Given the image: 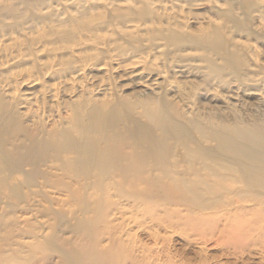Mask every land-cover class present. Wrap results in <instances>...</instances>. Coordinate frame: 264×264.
<instances>
[{"label": "rangeland", "instance_id": "374dc122", "mask_svg": "<svg viewBox=\"0 0 264 264\" xmlns=\"http://www.w3.org/2000/svg\"><path fill=\"white\" fill-rule=\"evenodd\" d=\"M94 112L169 147L125 180L113 176L107 195L82 180V198L69 200L43 175L69 163L88 178L67 141L85 139ZM0 117V237L28 244L19 232L35 231L29 264L103 263L95 252L110 237L118 259L128 245L154 264H264L258 235L238 250L224 243L264 212V186L224 148L264 159V0H0ZM162 117L188 142L163 137ZM148 194L159 221L133 205ZM83 227L94 248L74 247Z\"/></svg>", "mask_w": 264, "mask_h": 264}, {"label": "bare ground", "instance_id": "6f19581e", "mask_svg": "<svg viewBox=\"0 0 264 264\" xmlns=\"http://www.w3.org/2000/svg\"><path fill=\"white\" fill-rule=\"evenodd\" d=\"M118 119L119 117L117 114L103 115L99 112H94L89 121V125L86 128L85 139L82 142L78 141V143H72L70 140L67 141L68 145H72V148L69 151H73L77 155H80L82 160L85 162L84 165H89V168L87 169L88 174H86V177L89 179L76 175V171L79 170L78 167L72 170L73 166L71 164L69 165V163H64L60 168L58 166H49L51 170H47L43 175V183L54 189H65L69 200L76 199V201H79L84 194L83 191L85 190L84 185L80 184L84 182L82 180H90L91 184L87 183L89 187L93 185L99 188L104 195H107V187L109 184H113L109 182L113 176H117L120 179L125 180L129 173L138 171L142 162L147 158L151 157L156 161H160L162 159L169 147L166 146L167 144L165 143L164 138H161V136L157 137L153 131L144 130L142 127H138L136 129L128 128L124 132L118 126ZM160 123L163 131V137L166 135H173L179 142H188L189 136L185 130L176 126L164 117L160 118ZM61 136L65 139L66 134L63 133ZM34 142L35 140L33 141V144ZM36 143L40 144L37 140ZM124 146L132 147L134 150L131 153L123 152L122 148ZM224 148H226L228 152L241 157L239 161H236L239 165V169L243 173V176L247 177L246 180L249 184L264 186V159H262L261 154L247 155L243 152L240 146L234 142H227ZM63 151L64 153L68 151L67 146L64 148V144H62L61 149H59V156H55L58 159H55L54 161L59 160ZM1 153L2 152H0V155H4V153ZM42 161H45L46 164L49 163L46 158L42 159ZM59 169L62 170L61 175L57 173ZM74 177H77L78 179L76 180ZM65 180H69L70 182ZM75 184L79 186H75ZM133 198V201L137 202L133 205L137 206L139 202L138 205H142L144 207L143 215L145 217L147 216L151 218L153 222L160 220L159 217L153 216L155 209L153 204V199H155L154 194H148L142 197L135 195ZM127 200H129V198H127ZM185 200L189 201L188 199ZM185 200L184 202H186ZM202 208L205 209V207ZM261 215L263 217L261 219H256L254 223L244 226L241 225L242 227L240 226V228L236 227L235 230L237 231L238 229L237 234L234 237L225 238V246H235V250H238L240 247H245L246 244L244 242L246 239L249 240L254 235H258V239L261 243H264V212ZM1 222L2 219H0V229H2ZM83 228V232H85L86 237L81 238V241L75 244L74 247H79L81 249L84 247L94 248V245L90 242V230L88 227ZM214 232L215 231L212 232L211 237H214ZM5 233L7 234V231ZM19 233L20 235L29 234L33 238V242L24 244L16 240L13 241L8 234L7 237H0V264H29V262L33 260L34 252L40 244L39 235L33 230L25 232L20 231ZM217 233L218 232H216V234ZM223 235L224 233L220 232L218 238L223 237ZM109 239L110 243L106 246V248H104L103 251H98L101 256L97 251L95 252L96 257L99 258V260H104L103 263L94 261L92 264H154L151 254L146 255L142 249L137 246L130 249L129 247L127 248L128 245H126V252H124L123 259H118L120 258V255H117L119 250L113 246L117 239L112 237ZM119 243L121 244V241ZM122 247L124 248V246ZM102 257H104V259ZM58 264H71V262L67 256H64Z\"/></svg>", "mask_w": 264, "mask_h": 264}]
</instances>
